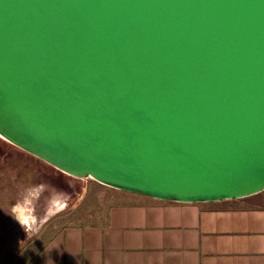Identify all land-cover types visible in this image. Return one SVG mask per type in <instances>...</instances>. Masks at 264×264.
<instances>
[{
  "label": "water",
  "instance_id": "95a60500",
  "mask_svg": "<svg viewBox=\"0 0 264 264\" xmlns=\"http://www.w3.org/2000/svg\"><path fill=\"white\" fill-rule=\"evenodd\" d=\"M0 137L159 200L264 191V0H0Z\"/></svg>",
  "mask_w": 264,
  "mask_h": 264
},
{
  "label": "crops",
  "instance_id": "0c3cea01",
  "mask_svg": "<svg viewBox=\"0 0 264 264\" xmlns=\"http://www.w3.org/2000/svg\"><path fill=\"white\" fill-rule=\"evenodd\" d=\"M105 187L77 199L92 200L90 221L59 227L25 264H264V191L185 203Z\"/></svg>",
  "mask_w": 264,
  "mask_h": 264
},
{
  "label": "rangeland",
  "instance_id": "374dc122",
  "mask_svg": "<svg viewBox=\"0 0 264 264\" xmlns=\"http://www.w3.org/2000/svg\"><path fill=\"white\" fill-rule=\"evenodd\" d=\"M85 187L111 197L105 185L61 172L0 137V264H25L59 227L90 221L92 200H77Z\"/></svg>",
  "mask_w": 264,
  "mask_h": 264
}]
</instances>
